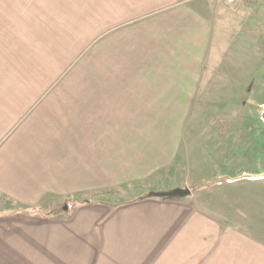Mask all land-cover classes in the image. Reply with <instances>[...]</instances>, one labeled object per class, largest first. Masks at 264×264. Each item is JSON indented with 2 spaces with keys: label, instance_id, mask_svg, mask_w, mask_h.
<instances>
[{
  "label": "crops",
  "instance_id": "0c3cea01",
  "mask_svg": "<svg viewBox=\"0 0 264 264\" xmlns=\"http://www.w3.org/2000/svg\"><path fill=\"white\" fill-rule=\"evenodd\" d=\"M260 6L0 0V264H264V240L202 193L93 199L216 179H173L185 139L239 157Z\"/></svg>",
  "mask_w": 264,
  "mask_h": 264
},
{
  "label": "rangeland",
  "instance_id": "374dc122",
  "mask_svg": "<svg viewBox=\"0 0 264 264\" xmlns=\"http://www.w3.org/2000/svg\"><path fill=\"white\" fill-rule=\"evenodd\" d=\"M259 9H262V7ZM256 16V26L261 29L263 22L260 20L259 15ZM259 29H257L258 32ZM255 60V79L254 83H251L252 85L249 86L252 94L249 100L246 99L244 101L241 97L240 102L239 157L236 158L235 155L232 160L225 156L224 159L220 160L217 157V154L221 152L220 150L209 152L207 156L202 157L200 150H196V148L187 156L185 148L187 147V139H185L178 150L177 168L174 171L175 175L173 174V179L178 184H182L181 180L184 177L193 178L197 172H201L202 177L205 178L215 177L216 179L207 182L188 181L182 185V188L194 194L202 193L205 200L211 201L214 206L219 207L218 209L223 212L225 219L234 223L236 222L237 225L243 227L251 236L263 241L264 123L261 116L264 113V53L258 52V48ZM243 109L246 111V115L245 112L244 114L242 113ZM185 136L187 135L185 134ZM227 136L224 133L223 137L226 138ZM192 137L194 145L198 146V141L202 137L201 134L194 133ZM226 152L222 151V153ZM229 174L230 176H228ZM217 176H220V178H217ZM229 178L232 180H229ZM151 193L134 190L118 191L107 193L103 197H94L93 199L121 202L135 199L139 194H148L149 196ZM83 200L85 199H75L73 200L75 201V203L73 202L74 204L71 201V204L69 203L65 206V212H69L75 204ZM55 209L58 210V213L60 212V209ZM48 210H51V207Z\"/></svg>",
  "mask_w": 264,
  "mask_h": 264
},
{
  "label": "water",
  "instance_id": "95a60500",
  "mask_svg": "<svg viewBox=\"0 0 264 264\" xmlns=\"http://www.w3.org/2000/svg\"><path fill=\"white\" fill-rule=\"evenodd\" d=\"M262 122L264 123V113L261 116ZM190 194L189 190L185 189H175L172 192H166V193H155V197L159 198H167V197H186Z\"/></svg>",
  "mask_w": 264,
  "mask_h": 264
},
{
  "label": "built area",
  "instance_id": "2783aa9c",
  "mask_svg": "<svg viewBox=\"0 0 264 264\" xmlns=\"http://www.w3.org/2000/svg\"><path fill=\"white\" fill-rule=\"evenodd\" d=\"M225 2L228 4H232L234 2V0H225Z\"/></svg>",
  "mask_w": 264,
  "mask_h": 264
},
{
  "label": "trees",
  "instance_id": "16d2710c",
  "mask_svg": "<svg viewBox=\"0 0 264 264\" xmlns=\"http://www.w3.org/2000/svg\"><path fill=\"white\" fill-rule=\"evenodd\" d=\"M155 193H151V194H149V196H151V197H155V195H154Z\"/></svg>",
  "mask_w": 264,
  "mask_h": 264
}]
</instances>
